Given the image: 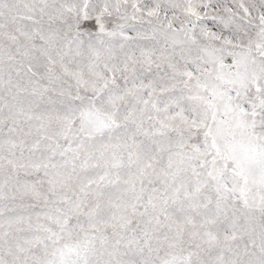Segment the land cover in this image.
<instances>
[{
  "label": "snow or ice",
  "instance_id": "6c2138e0",
  "mask_svg": "<svg viewBox=\"0 0 264 264\" xmlns=\"http://www.w3.org/2000/svg\"><path fill=\"white\" fill-rule=\"evenodd\" d=\"M0 264H264V0H0Z\"/></svg>",
  "mask_w": 264,
  "mask_h": 264
}]
</instances>
